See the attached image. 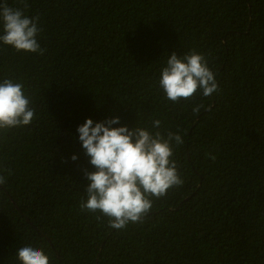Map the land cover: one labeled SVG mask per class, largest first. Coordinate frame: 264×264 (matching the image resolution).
<instances>
[{
  "label": "trees",
  "instance_id": "1",
  "mask_svg": "<svg viewBox=\"0 0 264 264\" xmlns=\"http://www.w3.org/2000/svg\"><path fill=\"white\" fill-rule=\"evenodd\" d=\"M28 3L47 51L0 45V78L22 77L38 113L0 136V161L13 168L0 187V264H19L25 243L51 264H264V0ZM193 48L220 91L173 105L158 90L160 69ZM115 116L113 127L130 129L158 118L185 140L174 152L184 185L119 232L78 207L83 169L94 168L77 127Z\"/></svg>",
  "mask_w": 264,
  "mask_h": 264
},
{
  "label": "clouds",
  "instance_id": "2",
  "mask_svg": "<svg viewBox=\"0 0 264 264\" xmlns=\"http://www.w3.org/2000/svg\"><path fill=\"white\" fill-rule=\"evenodd\" d=\"M19 4L22 6L12 7L8 0H0V45L10 46L17 53L43 56L47 49L39 42L44 31L40 17L27 14L28 0H19ZM158 85L163 99L173 105L182 99L195 100L198 91L202 98L220 91L208 58L195 48L183 55L173 52L168 56L160 69ZM204 108L201 99L191 110L195 115ZM37 117V106L25 80L8 75L0 78V136L30 127ZM120 122L119 116L98 122L87 118L76 130L94 168L83 169L88 183L78 201L79 210L118 232L129 225L143 224L155 200L185 183L174 155L175 149L185 143L181 130L162 127L158 118H153L150 126L138 123L131 129L126 125L113 127ZM77 159L72 155L73 162ZM12 175L11 165L0 161V187ZM15 256L19 264H51L43 247L30 243L17 248Z\"/></svg>",
  "mask_w": 264,
  "mask_h": 264
}]
</instances>
